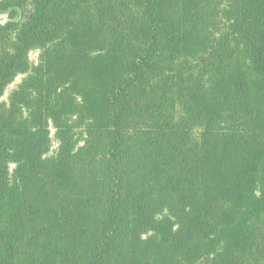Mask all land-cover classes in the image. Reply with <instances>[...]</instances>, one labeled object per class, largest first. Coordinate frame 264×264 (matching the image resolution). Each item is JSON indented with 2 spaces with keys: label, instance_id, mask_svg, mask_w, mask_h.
<instances>
[{
  "label": "trees",
  "instance_id": "16d2710c",
  "mask_svg": "<svg viewBox=\"0 0 264 264\" xmlns=\"http://www.w3.org/2000/svg\"><path fill=\"white\" fill-rule=\"evenodd\" d=\"M1 15L0 264H264V0Z\"/></svg>",
  "mask_w": 264,
  "mask_h": 264
},
{
  "label": "rangeland",
  "instance_id": "374dc122",
  "mask_svg": "<svg viewBox=\"0 0 264 264\" xmlns=\"http://www.w3.org/2000/svg\"><path fill=\"white\" fill-rule=\"evenodd\" d=\"M29 58H30V60H31L33 63H37L38 52H32V53H30ZM20 80H21V77L17 78V79L15 80V82H14L13 84H11V85L7 88L6 93H5V95H4V100L7 98V95L9 94V92H10L13 88H15V86L19 83ZM50 137H51V146H50V150H49L48 154L46 155L47 157H50V156L54 153V151H55V149L57 148V145H58V144H57V141H56L55 138H54V132H53V130H52L51 133H50ZM13 167H14V166H10L11 169H13Z\"/></svg>",
  "mask_w": 264,
  "mask_h": 264
},
{
  "label": "built area",
  "instance_id": "2783aa9c",
  "mask_svg": "<svg viewBox=\"0 0 264 264\" xmlns=\"http://www.w3.org/2000/svg\"><path fill=\"white\" fill-rule=\"evenodd\" d=\"M1 18H2V21L1 22H4L6 17L5 16H2Z\"/></svg>",
  "mask_w": 264,
  "mask_h": 264
},
{
  "label": "crops",
  "instance_id": "0c3cea01",
  "mask_svg": "<svg viewBox=\"0 0 264 264\" xmlns=\"http://www.w3.org/2000/svg\"><path fill=\"white\" fill-rule=\"evenodd\" d=\"M2 16H5V15H1L0 17H2ZM6 17V16H5Z\"/></svg>",
  "mask_w": 264,
  "mask_h": 264
}]
</instances>
